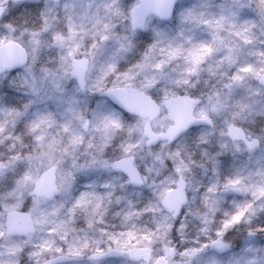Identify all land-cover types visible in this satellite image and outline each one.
<instances>
[{"label":"clouds","instance_id":"obj_1","mask_svg":"<svg viewBox=\"0 0 264 264\" xmlns=\"http://www.w3.org/2000/svg\"><path fill=\"white\" fill-rule=\"evenodd\" d=\"M0 264H264V0H0Z\"/></svg>","mask_w":264,"mask_h":264},{"label":"snow or ice","instance_id":"obj_2","mask_svg":"<svg viewBox=\"0 0 264 264\" xmlns=\"http://www.w3.org/2000/svg\"><path fill=\"white\" fill-rule=\"evenodd\" d=\"M208 47H209V46H207V45H204V48H205V49H208ZM246 70H247V69H246ZM133 106H134V105H133ZM234 218H235V219H238V218H239V215H237V216H236V217H234Z\"/></svg>","mask_w":264,"mask_h":264}]
</instances>
